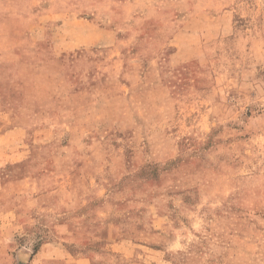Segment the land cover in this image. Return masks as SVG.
Here are the masks:
<instances>
[{"label":"rangeland","instance_id":"1","mask_svg":"<svg viewBox=\"0 0 264 264\" xmlns=\"http://www.w3.org/2000/svg\"><path fill=\"white\" fill-rule=\"evenodd\" d=\"M0 264H264V0H0Z\"/></svg>","mask_w":264,"mask_h":264}]
</instances>
